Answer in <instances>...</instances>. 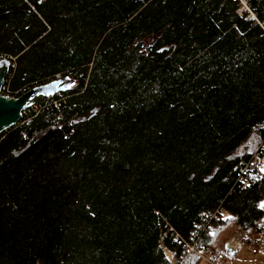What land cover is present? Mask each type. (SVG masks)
I'll list each match as a JSON object with an SVG mask.
<instances>
[{
  "label": "trees",
  "instance_id": "1",
  "mask_svg": "<svg viewBox=\"0 0 264 264\" xmlns=\"http://www.w3.org/2000/svg\"><path fill=\"white\" fill-rule=\"evenodd\" d=\"M248 4L259 24L231 0H0L3 93L72 82L0 135V264H206L264 232V174L245 167L264 0Z\"/></svg>",
  "mask_w": 264,
  "mask_h": 264
},
{
  "label": "built area",
  "instance_id": "2",
  "mask_svg": "<svg viewBox=\"0 0 264 264\" xmlns=\"http://www.w3.org/2000/svg\"><path fill=\"white\" fill-rule=\"evenodd\" d=\"M232 2H234L237 6V15L240 18H243L245 20L248 21H255L259 24V22L256 20L253 12L251 11L249 4H248V0H231ZM12 64H9V67H11ZM5 83V80H4ZM4 83L3 86L0 90L1 95H3L4 97H6L7 99L12 98L9 97L8 95H6L5 93H3L4 91ZM56 96V95H55ZM54 97V96H52ZM52 97H48L52 98ZM31 106V102L30 105ZM250 166L254 169H261L264 168V141L262 142V144L260 145L259 148H257V150H255V152L252 154V157L250 159V162L248 164L245 165V167ZM264 174V172H263ZM245 184H243L244 186ZM211 215L210 213H201L200 214V218L201 220H205L210 218ZM196 233L193 234V236H195ZM165 238L172 240L174 243L177 244H181V246L184 248V254L183 255H187L190 252L193 251V245H189L187 242L183 241L178 234H176L175 232H164L161 234L160 240L163 241ZM245 238L246 236L242 233L235 235L233 238L228 239L224 246L222 248L217 249L214 254L206 253V257L204 258L205 263L206 264H232L233 263V259L234 257L239 253V251L243 248V245L245 243ZM227 250H229L231 252V254H229L227 252ZM256 252L255 249L251 250V253L254 254ZM179 256V260H183L184 257L186 256ZM170 264H176V259H173L170 261Z\"/></svg>",
  "mask_w": 264,
  "mask_h": 264
},
{
  "label": "water",
  "instance_id": "3",
  "mask_svg": "<svg viewBox=\"0 0 264 264\" xmlns=\"http://www.w3.org/2000/svg\"><path fill=\"white\" fill-rule=\"evenodd\" d=\"M9 61H0V90L9 71ZM72 85L69 79H58L50 83L33 87L17 98L7 99L0 92V135L20 123L24 111L35 97H52L65 92ZM229 254L231 252L227 250Z\"/></svg>",
  "mask_w": 264,
  "mask_h": 264
},
{
  "label": "rangeland",
  "instance_id": "4",
  "mask_svg": "<svg viewBox=\"0 0 264 264\" xmlns=\"http://www.w3.org/2000/svg\"><path fill=\"white\" fill-rule=\"evenodd\" d=\"M240 233L236 231L230 238ZM245 241L243 248L234 257L232 264H264V232L260 235H252L248 243L247 238ZM252 248H255L257 254L251 253Z\"/></svg>",
  "mask_w": 264,
  "mask_h": 264
},
{
  "label": "snow or ice",
  "instance_id": "5",
  "mask_svg": "<svg viewBox=\"0 0 264 264\" xmlns=\"http://www.w3.org/2000/svg\"><path fill=\"white\" fill-rule=\"evenodd\" d=\"M261 172H264V168H261ZM261 209H264V201H261L258 205ZM164 259H167V257H164Z\"/></svg>",
  "mask_w": 264,
  "mask_h": 264
},
{
  "label": "crops",
  "instance_id": "6",
  "mask_svg": "<svg viewBox=\"0 0 264 264\" xmlns=\"http://www.w3.org/2000/svg\"><path fill=\"white\" fill-rule=\"evenodd\" d=\"M252 249H255V248H252ZM255 254H257V253H255Z\"/></svg>",
  "mask_w": 264,
  "mask_h": 264
}]
</instances>
